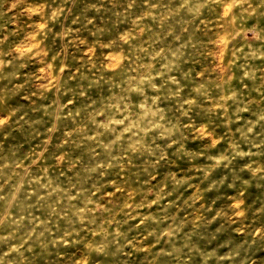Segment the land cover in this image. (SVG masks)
<instances>
[{"label":"rangeland","instance_id":"rangeland-1","mask_svg":"<svg viewBox=\"0 0 264 264\" xmlns=\"http://www.w3.org/2000/svg\"><path fill=\"white\" fill-rule=\"evenodd\" d=\"M0 264H264V0H0Z\"/></svg>","mask_w":264,"mask_h":264}]
</instances>
